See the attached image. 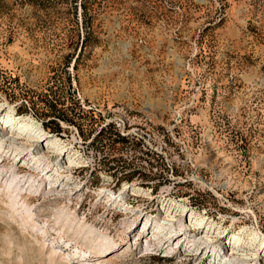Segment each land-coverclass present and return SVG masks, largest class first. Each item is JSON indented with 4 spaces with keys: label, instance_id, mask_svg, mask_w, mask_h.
Instances as JSON below:
<instances>
[{
    "label": "rangeland",
    "instance_id": "obj_1",
    "mask_svg": "<svg viewBox=\"0 0 264 264\" xmlns=\"http://www.w3.org/2000/svg\"><path fill=\"white\" fill-rule=\"evenodd\" d=\"M0 264H264V0H0Z\"/></svg>",
    "mask_w": 264,
    "mask_h": 264
},
{
    "label": "trees",
    "instance_id": "obj_2",
    "mask_svg": "<svg viewBox=\"0 0 264 264\" xmlns=\"http://www.w3.org/2000/svg\"><path fill=\"white\" fill-rule=\"evenodd\" d=\"M52 86H48V88H51ZM21 95H23V98H27V100L29 101V106L31 108H37L38 107H42V106H47L49 109H51V107L53 106V109H51L53 112H57V117L66 120V116L63 115L62 112H60V110H56V106H57V99L56 97L50 96L51 94L49 93H35V92H29L27 89H23V93H21ZM42 104V105H41ZM27 106L23 104V109H25ZM56 124H59L58 121H56ZM121 138H124V136H121Z\"/></svg>",
    "mask_w": 264,
    "mask_h": 264
},
{
    "label": "bare ground",
    "instance_id": "obj_3",
    "mask_svg": "<svg viewBox=\"0 0 264 264\" xmlns=\"http://www.w3.org/2000/svg\"><path fill=\"white\" fill-rule=\"evenodd\" d=\"M9 118H11V119H13V116H11V117H9ZM2 124H4L5 123V121H2L1 122ZM24 126H27L28 125V123H24L23 124ZM13 140H15V139H13ZM6 189H7V192L8 193H10V192H12V193H14V191H16L17 193H16V196H15V198H17V195H19L20 194V191H21V188H19V187H17V185H15V184H8L7 186H6ZM13 196V195H12ZM14 198V197H13ZM13 203H12V206L14 207V209H16L15 208V202H16V199L14 200L13 199V201H12ZM11 206V205H10ZM24 207H25V205H24ZM26 208V207H25ZM14 209H13V212H14ZM26 209H28V207L26 208ZM25 209V210H26ZM12 210V209H11ZM17 210V209H16ZM28 212H27V214H25V212H24V218H23V220H27V219H29V218H31V213H30V211H29V209L27 210ZM19 215H22L23 214V211H19V213H18ZM43 232H45L46 230H42ZM47 233V232H46ZM104 252H107V250H105ZM73 253H75V255H78L79 254V256H82L81 254H80V252L77 250V251H75V252H73ZM74 255V256H75ZM67 256H70V254H67Z\"/></svg>",
    "mask_w": 264,
    "mask_h": 264
}]
</instances>
